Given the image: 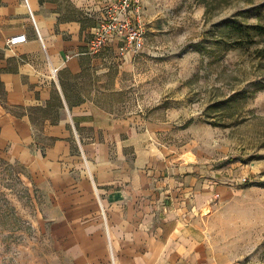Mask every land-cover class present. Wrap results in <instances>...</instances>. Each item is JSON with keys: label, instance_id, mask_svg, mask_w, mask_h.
<instances>
[{"label": "rangeland", "instance_id": "1", "mask_svg": "<svg viewBox=\"0 0 264 264\" xmlns=\"http://www.w3.org/2000/svg\"><path fill=\"white\" fill-rule=\"evenodd\" d=\"M140 11L145 44L130 61L101 51L81 73H63L69 102L144 123L129 190L118 176L124 197L107 207L85 169L78 194L45 192L26 166L0 156V264H264V35L239 46L222 25H264V0H142ZM145 146L150 163L181 156L202 174L186 226L169 219L175 205L143 166Z\"/></svg>", "mask_w": 264, "mask_h": 264}, {"label": "crops", "instance_id": "2", "mask_svg": "<svg viewBox=\"0 0 264 264\" xmlns=\"http://www.w3.org/2000/svg\"><path fill=\"white\" fill-rule=\"evenodd\" d=\"M67 8L81 11L84 19L70 16ZM101 11L102 0H0V156L26 166L45 192L64 188L78 194L73 188L77 186L75 179H86L89 170L102 202L110 207L111 202L124 197L114 185L118 176L128 181L124 186L129 190L133 142L148 137L142 133L144 123L114 116L87 99L69 102L60 83L65 72L81 73L87 59L97 63L98 57L85 50L97 23L91 25L88 17L100 16ZM22 33L26 34L24 42L7 44L8 38ZM116 45L110 42L101 51L117 54ZM132 56L127 54L121 60L128 62ZM57 93L62 106H51V114L49 103ZM35 109L48 111L39 123L34 119ZM118 149L125 151L121 162ZM144 150L143 166L147 165L149 174L158 175V187L175 205L169 219L186 226L189 216L185 211L201 197L202 174L191 160L185 162L181 156L163 153L150 163L155 153L148 146ZM147 182L144 189L150 185ZM88 197L94 207L95 200ZM110 215L116 222L113 217L117 214Z\"/></svg>", "mask_w": 264, "mask_h": 264}, {"label": "built area", "instance_id": "3", "mask_svg": "<svg viewBox=\"0 0 264 264\" xmlns=\"http://www.w3.org/2000/svg\"><path fill=\"white\" fill-rule=\"evenodd\" d=\"M142 0H102V11L87 41L85 53L97 55L110 42H115L117 56L124 59L144 47V28L140 24ZM26 40V34L12 36L7 44L13 46ZM55 69L53 70V72Z\"/></svg>", "mask_w": 264, "mask_h": 264}, {"label": "trees", "instance_id": "4", "mask_svg": "<svg viewBox=\"0 0 264 264\" xmlns=\"http://www.w3.org/2000/svg\"><path fill=\"white\" fill-rule=\"evenodd\" d=\"M222 25L223 27L228 28L230 31L231 30L235 31L233 32L235 34L233 39L235 40V44L236 45L238 44L239 46L244 45L245 39L249 43H253L255 41L254 39L255 35H264V25L259 24V23L243 24L241 21L230 19V20L222 22ZM63 79H64V76H61L60 83H61L63 91H65ZM65 95L68 100V95L66 91H65ZM49 104L51 106H59V107L62 106L60 95L58 93L55 94L52 102H50Z\"/></svg>", "mask_w": 264, "mask_h": 264}, {"label": "bare ground", "instance_id": "5", "mask_svg": "<svg viewBox=\"0 0 264 264\" xmlns=\"http://www.w3.org/2000/svg\"><path fill=\"white\" fill-rule=\"evenodd\" d=\"M188 158L190 159L191 157L188 156Z\"/></svg>", "mask_w": 264, "mask_h": 264}]
</instances>
